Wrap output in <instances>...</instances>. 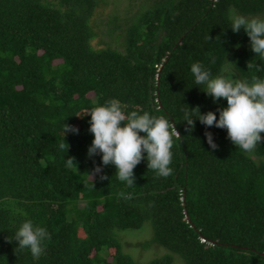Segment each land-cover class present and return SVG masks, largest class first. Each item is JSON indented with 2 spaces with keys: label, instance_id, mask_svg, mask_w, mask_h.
I'll return each instance as SVG.
<instances>
[{
  "label": "trees",
  "instance_id": "trees-1",
  "mask_svg": "<svg viewBox=\"0 0 264 264\" xmlns=\"http://www.w3.org/2000/svg\"><path fill=\"white\" fill-rule=\"evenodd\" d=\"M108 2L0 0V264H264V140L245 152L225 129L196 120L186 132L184 119L186 106L217 119L226 106L195 84L193 63L213 77L264 78L230 21L264 19V0H114L102 28L93 17ZM111 99L176 124L170 176L142 160L133 187L114 165L90 179L100 156H87L84 109ZM64 123L79 130L65 135L67 152ZM26 219L50 234L39 258L7 242ZM146 225L149 239L126 251L123 238Z\"/></svg>",
  "mask_w": 264,
  "mask_h": 264
},
{
  "label": "clouds",
  "instance_id": "clouds-1",
  "mask_svg": "<svg viewBox=\"0 0 264 264\" xmlns=\"http://www.w3.org/2000/svg\"><path fill=\"white\" fill-rule=\"evenodd\" d=\"M230 21L231 30L236 33L243 29L249 38L251 51L264 61V19L233 15ZM212 63H215V59ZM247 68H254L256 73L264 72V65L253 61L247 63ZM190 71L195 84L203 85V92L210 96L214 103L225 100L226 106L217 108L218 119L212 111L201 114L199 107L189 109L186 106L185 131L191 132L194 122L198 120L206 128L225 129L227 138L236 147L251 153L264 140L261 136V133H264V78L253 75L249 82L229 79L223 75L213 77L200 62L193 63ZM84 112V116L90 117L88 131L93 137L87 156L89 158L100 156V166H94L91 172L87 173L91 180L97 175L101 180L107 179L102 174V168L114 165L117 179L126 182L128 187H133L134 169L142 160L147 161L148 170L154 171L158 177L166 178L172 174L169 165L172 162L171 149L174 138H182L175 123L164 116H152L148 112L126 113L116 99L90 109L86 108ZM193 114L197 119H191ZM78 132L75 126L64 123L63 139L59 148L61 150L66 148L67 152L69 146L65 143V135ZM204 137L209 148L217 150L213 134L205 131ZM65 164L68 168L77 167L74 157L65 159ZM50 239V234L44 227L34 226L31 219H26L14 237L11 240L7 239V242L15 240L17 242L15 251L28 249L34 258H39L46 250L44 242Z\"/></svg>",
  "mask_w": 264,
  "mask_h": 264
},
{
  "label": "rangeland",
  "instance_id": "rangeland-1",
  "mask_svg": "<svg viewBox=\"0 0 264 264\" xmlns=\"http://www.w3.org/2000/svg\"><path fill=\"white\" fill-rule=\"evenodd\" d=\"M113 1L114 0H109L108 5L98 9L96 16L93 17V20L97 24H100L101 27L103 26L104 19H106V17L108 15H110L111 11L115 8V4L113 3ZM124 4H126V2L124 3L122 1L120 5L117 4V7L122 9V7H124ZM102 28H104V26ZM99 38H102V37H98V39ZM98 39L96 38V39L93 40L92 44L94 46H97ZM102 39H105V38H102ZM149 237H150V231H149V227H147V225L144 226V228L142 230H140V231H136V232L130 233L128 235V237H124L123 238V241H125V242H123L125 244L124 245L125 246V250L132 252V248L130 247L132 244H135L137 242H143V241L149 239ZM135 255H136L137 258H139L141 260L146 258L144 256V253L141 254V251H139V250H135Z\"/></svg>",
  "mask_w": 264,
  "mask_h": 264
}]
</instances>
